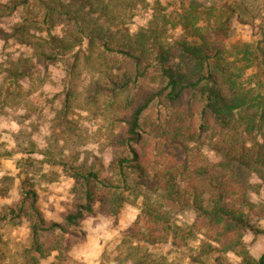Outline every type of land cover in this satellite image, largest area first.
<instances>
[{"label":"trees","instance_id":"obj_1","mask_svg":"<svg viewBox=\"0 0 264 264\" xmlns=\"http://www.w3.org/2000/svg\"><path fill=\"white\" fill-rule=\"evenodd\" d=\"M75 1L81 8L92 3ZM22 4L12 0L8 8L13 11ZM108 7L101 9L108 13ZM236 7L213 4L205 18L197 0H190L183 4L181 16L189 37L166 38L160 21L165 15L159 12L147 28L117 38L104 24L86 23L59 0L42 2L31 19L50 24L62 16L74 35L86 36L99 51L106 83L96 84L93 97L106 93L112 99L119 122V131L109 139L114 158L107 175L100 167L70 164L74 202L62 214V222L46 220L36 189L27 184L19 202L7 207L0 221L25 218L30 249L39 257L57 252L56 258L64 260L70 238L95 205L115 218L140 188L156 192L157 199L143 202L128 229L131 236L153 246L171 241L184 247L200 233L201 263L264 264V249L255 257L245 241L252 229L246 209L252 204L249 185L236 174L239 166H264V81H242L247 68L264 67V51L245 43L234 60L227 59L225 44L217 36H229L232 19H241ZM206 19L217 24H202ZM208 134L214 138L216 161L202 148ZM187 208L195 211L191 230L173 220V212ZM107 264L165 262L133 250Z\"/></svg>","mask_w":264,"mask_h":264},{"label":"rangeland","instance_id":"obj_2","mask_svg":"<svg viewBox=\"0 0 264 264\" xmlns=\"http://www.w3.org/2000/svg\"><path fill=\"white\" fill-rule=\"evenodd\" d=\"M11 1L0 0V215L19 202L27 184L36 189L37 204L46 220L62 222V214L74 202L70 164L100 167L106 175L110 173L114 153L109 139L119 131V122L106 93L93 97L96 84L106 83L107 69L99 51L86 36L74 35L64 17H54L50 24L29 17L50 0H22L24 4L13 11L8 8ZM59 1L74 15H82L86 23L104 24L117 38L147 28L159 12L165 15L160 21L167 29L166 38L189 37L181 16L183 4L190 0H90L91 5L84 8L75 0ZM197 2L205 18L213 4L237 6L241 19H232L229 36H217L225 44L229 61L245 43L264 51V0ZM107 4L108 13H104L101 8ZM201 23L217 24L207 19ZM258 79L264 81V67L257 71L251 66L242 81ZM213 140L205 136L202 148L216 161ZM236 174L249 185L247 198L253 206H248L246 214L252 229L245 241L253 256L259 257L264 249V166H239ZM129 198L115 218L95 205L70 238L64 260L56 258L57 252L39 257L30 249L25 218L0 221V264H107L133 250L165 264H204L197 259L203 239L200 233H194L184 247L171 241L153 246L131 236L128 229L143 202L157 199V193L139 188ZM194 218L191 208L173 212L175 225L187 230L192 229Z\"/></svg>","mask_w":264,"mask_h":264}]
</instances>
